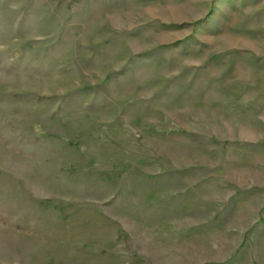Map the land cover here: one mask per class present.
I'll return each mask as SVG.
<instances>
[{"label":"rangeland","instance_id":"obj_1","mask_svg":"<svg viewBox=\"0 0 264 264\" xmlns=\"http://www.w3.org/2000/svg\"><path fill=\"white\" fill-rule=\"evenodd\" d=\"M0 264H264V0H0Z\"/></svg>","mask_w":264,"mask_h":264}]
</instances>
